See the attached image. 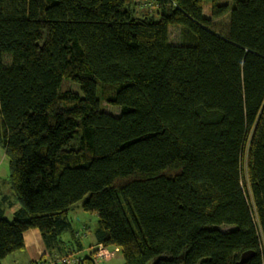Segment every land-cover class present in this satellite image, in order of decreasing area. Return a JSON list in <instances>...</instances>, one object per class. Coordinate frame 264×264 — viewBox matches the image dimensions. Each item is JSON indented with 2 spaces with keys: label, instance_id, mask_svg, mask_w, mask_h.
Listing matches in <instances>:
<instances>
[{
  "label": "trees",
  "instance_id": "16d2710c",
  "mask_svg": "<svg viewBox=\"0 0 264 264\" xmlns=\"http://www.w3.org/2000/svg\"><path fill=\"white\" fill-rule=\"evenodd\" d=\"M205 1L0 0V264H96L79 204L124 264H264V0Z\"/></svg>",
  "mask_w": 264,
  "mask_h": 264
},
{
  "label": "rangeland",
  "instance_id": "374dc122",
  "mask_svg": "<svg viewBox=\"0 0 264 264\" xmlns=\"http://www.w3.org/2000/svg\"><path fill=\"white\" fill-rule=\"evenodd\" d=\"M210 4H211V0L205 1L204 9H205V12L207 14L209 13ZM217 25H218V23H217ZM170 30H171L170 31L171 38L175 39L178 36L177 27H171ZM100 108L102 110L110 112L112 114H119V112H120V106L119 105L109 104L108 102H102ZM244 165L247 166V157L246 156H245V160H244ZM9 174H10V159H9L8 155L6 154L5 150L0 146V183L1 184L5 183L8 185ZM70 216L72 217V220H73V228H75V231L80 233V235L82 236L81 238L83 240L84 247L85 248L88 247V250H89L90 244H91L90 241H92L93 230L95 229V227H97V224H98L97 213L85 211L83 209V207L81 206V204H79V205H76L74 207V209L70 212ZM8 218L11 219L12 214H8ZM88 232H90L89 237H88V234H89ZM71 234L72 233L70 231H68V232L63 234V237H67V236L71 237ZM97 246H98V244L95 246L91 255H93L96 252ZM107 250L110 253L109 258L111 256H113V257H111L109 260L106 259L107 261L99 260L96 262V264H124L125 263L122 251L117 249L116 245H111L110 247L107 246ZM88 253H89L88 251L87 252L83 251L79 255L81 257H85L86 255H88ZM112 253H113V255H112ZM20 254H21L20 252H14V253L8 255L4 259H2V264H16V261H14V260H17V264H22V260L18 259V256ZM81 257H79V259ZM21 258H22V256H21Z\"/></svg>",
  "mask_w": 264,
  "mask_h": 264
},
{
  "label": "crops",
  "instance_id": "0c3cea01",
  "mask_svg": "<svg viewBox=\"0 0 264 264\" xmlns=\"http://www.w3.org/2000/svg\"><path fill=\"white\" fill-rule=\"evenodd\" d=\"M4 184L5 183H3V184L0 183V198H1V193H8L9 192V186L7 184H5V185ZM14 208L15 207L6 209L5 216L7 218H8V214H12V218H13ZM8 219H10V218H8ZM71 227H72L71 230L73 231L71 234V237H74L76 239H77V237L81 238L80 233L75 231V228H73V221H72ZM95 229H96V227H95ZM95 229L93 230V233H92L93 236H92V241H90L91 244H90L89 250H88V247L87 248L84 247L83 240L81 238L83 248L80 251V253H82L83 251H85V252L88 251L89 252L88 254L90 255L92 253V251L94 250L95 246L97 244H99V243H97L96 238H95ZM88 233H89L88 234V237H89L90 232H88ZM69 238H70L69 236L63 237L65 242H68ZM24 246L25 247H24L23 251H18L21 253L18 256V259L22 260V264H31L33 261L39 260L47 252V247L43 241V238L41 236L40 231L37 228L29 229L24 233ZM63 247L67 248V245H65ZM117 249H119V248H117ZM74 253H72L71 257L78 258L80 253H76V252H74ZM21 256H22V258H21ZM111 257H113V256H111ZM69 260H71L70 262H72L73 259H69ZM14 261H16V264H17V260H14ZM104 261H107V260H104ZM61 262H64V258H62L61 254H60V255H56L54 258H52V261L47 263V264H61ZM70 264H75V263L72 262Z\"/></svg>",
  "mask_w": 264,
  "mask_h": 264
},
{
  "label": "built area",
  "instance_id": "2783aa9c",
  "mask_svg": "<svg viewBox=\"0 0 264 264\" xmlns=\"http://www.w3.org/2000/svg\"><path fill=\"white\" fill-rule=\"evenodd\" d=\"M112 255H113V253H112ZM109 256H110V253L107 250V246L102 244V243H99L97 246L96 252L93 255H91V259L94 262H97L99 260L104 261L106 259L108 260ZM74 263L79 264V260L74 261Z\"/></svg>",
  "mask_w": 264,
  "mask_h": 264
},
{
  "label": "water",
  "instance_id": "95a60500",
  "mask_svg": "<svg viewBox=\"0 0 264 264\" xmlns=\"http://www.w3.org/2000/svg\"><path fill=\"white\" fill-rule=\"evenodd\" d=\"M254 251H246L242 254L239 263H245L254 256Z\"/></svg>",
  "mask_w": 264,
  "mask_h": 264
}]
</instances>
